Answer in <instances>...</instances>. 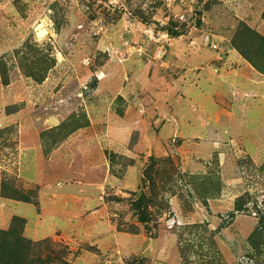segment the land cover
I'll return each mask as SVG.
<instances>
[{"label":"rangeland","instance_id":"1","mask_svg":"<svg viewBox=\"0 0 264 264\" xmlns=\"http://www.w3.org/2000/svg\"><path fill=\"white\" fill-rule=\"evenodd\" d=\"M253 62L264 0H0V230L43 264H264Z\"/></svg>","mask_w":264,"mask_h":264},{"label":"trees","instance_id":"2","mask_svg":"<svg viewBox=\"0 0 264 264\" xmlns=\"http://www.w3.org/2000/svg\"><path fill=\"white\" fill-rule=\"evenodd\" d=\"M171 34L176 36L179 33L172 31ZM253 64L264 73L263 66H259L255 62ZM149 178L151 179V177ZM23 200L28 201L27 198H23ZM149 202H151V199L143 194L135 201V210L143 223L151 221V216L147 210ZM36 244L25 238L22 231L16 230L14 226L9 230H0V264H43L45 261H50L49 259L42 260L37 256H32L33 251L38 247Z\"/></svg>","mask_w":264,"mask_h":264},{"label":"built area","instance_id":"3","mask_svg":"<svg viewBox=\"0 0 264 264\" xmlns=\"http://www.w3.org/2000/svg\"><path fill=\"white\" fill-rule=\"evenodd\" d=\"M213 46H214V48L218 49V45L214 44ZM162 56H163V52H162V50H159V51L155 54V57H156V58H159V59H162Z\"/></svg>","mask_w":264,"mask_h":264}]
</instances>
